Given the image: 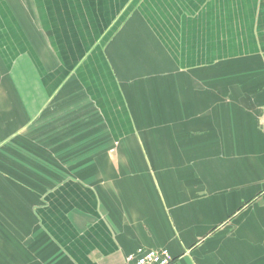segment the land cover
<instances>
[{
    "label": "crops",
    "instance_id": "obj_1",
    "mask_svg": "<svg viewBox=\"0 0 264 264\" xmlns=\"http://www.w3.org/2000/svg\"><path fill=\"white\" fill-rule=\"evenodd\" d=\"M138 248L264 264V0H0V264Z\"/></svg>",
    "mask_w": 264,
    "mask_h": 264
},
{
    "label": "built area",
    "instance_id": "obj_2",
    "mask_svg": "<svg viewBox=\"0 0 264 264\" xmlns=\"http://www.w3.org/2000/svg\"><path fill=\"white\" fill-rule=\"evenodd\" d=\"M123 264H173V260L165 248H138L125 256Z\"/></svg>",
    "mask_w": 264,
    "mask_h": 264
},
{
    "label": "rangeland",
    "instance_id": "obj_3",
    "mask_svg": "<svg viewBox=\"0 0 264 264\" xmlns=\"http://www.w3.org/2000/svg\"><path fill=\"white\" fill-rule=\"evenodd\" d=\"M158 5L157 6H155L154 8H156V9H158ZM19 150V149H18ZM19 151H21V150H19ZM11 156H16V151H14V152H11V154H10ZM29 168H31V165H29L28 166ZM34 168V167H33Z\"/></svg>",
    "mask_w": 264,
    "mask_h": 264
}]
</instances>
